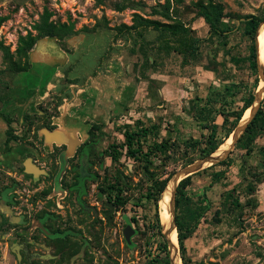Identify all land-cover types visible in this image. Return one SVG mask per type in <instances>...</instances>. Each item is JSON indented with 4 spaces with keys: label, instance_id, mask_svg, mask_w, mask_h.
I'll return each mask as SVG.
<instances>
[{
    "label": "rangeland",
    "instance_id": "obj_1",
    "mask_svg": "<svg viewBox=\"0 0 264 264\" xmlns=\"http://www.w3.org/2000/svg\"><path fill=\"white\" fill-rule=\"evenodd\" d=\"M164 2L106 0L98 4L97 0H0V42L11 54L9 57L0 49V100L8 94L17 73L7 70L11 61L20 66L30 65L29 54H20L18 48L23 45L22 38L37 36L36 25L48 10L49 22L55 26V36L59 38L57 42L70 57L60 74L67 71L71 77L80 76L76 72L84 66L88 68L90 79L94 73L107 75V79L116 77L119 83L110 79L109 84L120 89L123 83L126 86L125 82L130 81L127 94L125 87L122 97L114 99L117 106L111 110V122L106 130L107 146L109 143L121 145L124 142L121 132L125 128L134 132L145 128L148 134L139 137L141 149L143 152L152 150L145 158L124 153L117 161L105 163V168L100 170L103 184H113L114 188H109L112 198L119 194L125 203L116 207L112 223H108L102 219L107 208L104 199L92 197V201L100 203L97 225L82 234L84 239H79L77 234L49 239L40 233L35 226L49 214L55 216L48 222L51 231L78 233L77 207L71 198L63 208L61 199L57 205V200L49 197L40 210L39 193L34 194L38 182L28 180L19 184L21 192L16 193L19 206L15 211L19 213L16 216H23L22 221L9 223L23 224L21 229L29 233L32 242H27V233L18 235V229L12 231L10 238L3 232L6 229L2 230L0 264H164L165 254L159 246L162 236L157 229L152 198L156 187L152 184L157 177L163 179L203 159L206 155L202 150L214 122L218 124V139L223 140L222 143L230 137L231 134L225 138L230 125L223 124L224 117L243 106L257 75L250 68L251 38L244 33L246 25L238 20L248 14L263 17L264 0H173L172 15L189 23L195 36H201L198 34L202 24H197L195 19L199 3L213 2L222 6L224 21L237 28L226 36L215 35L202 42L200 56L189 55V64H184L182 55L176 52L168 56L155 52L159 33L152 27L138 26L119 32L117 26L134 24V14L171 22L153 14ZM122 5L125 8L120 10L118 6ZM204 25L207 29L203 37H207L209 26ZM64 27H72L73 35L86 36L80 47L67 43L66 39L73 35L63 33ZM81 51L86 55L79 61ZM96 55H101V63L95 62ZM84 81L88 82L86 78ZM261 107L264 109V99ZM227 159L230 160L228 165L216 163L194 173L192 183L184 190L188 197L183 200L179 213L191 206L197 207L199 214L198 220L191 224L193 235L185 241L190 264H264V128L257 132L250 151L237 143ZM220 171V177L215 176ZM17 181L18 177L0 168V189L14 182L18 184ZM125 215L135 217L138 222L132 246L123 235ZM15 240L27 244L30 251L51 254L53 258L36 257L30 262L22 248H18L20 256L15 251L18 247Z\"/></svg>",
    "mask_w": 264,
    "mask_h": 264
},
{
    "label": "flooded vegetation",
    "instance_id": "obj_2",
    "mask_svg": "<svg viewBox=\"0 0 264 264\" xmlns=\"http://www.w3.org/2000/svg\"><path fill=\"white\" fill-rule=\"evenodd\" d=\"M85 55L86 52H79L78 60H83ZM99 63H101V59ZM87 70L88 68L83 66V68H79L78 72H76L80 74V76L77 75L72 77L67 71H65L64 76L59 83L61 84L59 90L51 92L50 96L47 97L45 102L39 105L40 110L42 109L43 112L35 114L26 112L24 115L25 121L22 125L19 124V121H16V125H13V120L9 117H6L8 122L6 135H8L7 132L9 129H11L14 134H16V131L23 129L22 136L16 134L17 139H21L27 143L29 148L28 150H33L30 151V154L27 155L24 160H18L19 163L14 168L15 176L19 178V181H21H17L18 185H22V182L27 183L28 180L32 182L36 181L39 185L42 184L41 189H38L39 187H35L36 190L34 192V194L40 193L38 194L39 197H37L39 199L38 201H40V210L44 208L45 203H47L50 199L49 197L57 200V205L61 199L60 201L63 202V206L60 205V207L63 208L68 206H65V203H68L69 199L71 198L70 200H73L77 207L75 213V221L77 226L75 227H77L76 229L78 230L77 234H79V239H84L82 234H86L89 228H92V226L96 228L97 225L96 221L99 212V207L97 205L100 203L97 200L92 201V197H94V199L97 197L104 199L103 203L107 208L103 212L102 219L107 220L108 223H112L113 214L116 210V207L125 203L119 194L112 198L111 194L109 193V188L113 189V184L109 182L103 184L104 178L100 176V170L105 168V163L109 165L110 162L113 163L114 161H117L124 153H128L133 157L141 155L143 158H145L148 157L150 155V151H152L148 149L147 151L143 152L141 149L139 137L140 134L142 137H146L148 133H145V128L135 132L125 128L124 131L121 132L124 137V142L119 146L114 143H109V146H107L109 136L106 130L109 126L108 124L111 122L110 118L112 117V115L109 116V111L112 110L113 107L117 106L114 105L115 100H104L105 97H103V100L98 103V114L96 117L93 115V117H87L86 119L82 118L83 120L75 119L77 111L81 110L83 106L82 104L75 105V108L71 109V99L73 96L71 85H76L74 91H78L84 86H88L89 82L86 83L84 81L79 83V85L76 83L81 81ZM97 75L98 73H94L93 77H96ZM86 77V80H88V76ZM72 80H74V82H71ZM62 104H68L67 108L68 110H71L70 113L63 118L64 120H62V123H56L55 119L62 117V112L59 109L60 105ZM40 128H45L47 131H55V129H59V132L62 134L61 138L64 139V141L60 144L54 141L47 142L46 135H40ZM126 133H132L134 136V141L131 147L126 143ZM9 143L10 141L7 142L6 139V148H8ZM39 156L43 157V159H40ZM29 159H31L32 163L38 165L43 170L39 177H34L33 175L26 176V173L23 172V170H25V163ZM160 180L161 178L157 177L153 182L154 184L152 185L157 187ZM155 189L156 188H154L153 193L155 192ZM16 198L17 197L15 194L13 196L15 205L11 204L14 208L15 214L17 213L15 208L19 206V202ZM20 218L22 221V217ZM53 218H55V216L49 214L47 218L40 219L38 226L35 227H37L40 233L49 237L41 230V225L51 231L48 226V222ZM125 220V227L130 224L135 230V233L133 234L135 235L137 233L136 223H138L136 218L125 215ZM12 229V226H10L9 230L3 231L5 234H8L7 238H10L9 232H11ZM66 231L69 232V230ZM52 232H56V230L53 229ZM69 234L72 233H67L65 237H67ZM49 239L52 238L49 237ZM27 242L29 243L30 241L27 239ZM41 244L43 243H39V246H41ZM22 250L27 254L28 260H30V262H33L36 257L41 258V255H45L35 251H30L27 244L25 243Z\"/></svg>",
    "mask_w": 264,
    "mask_h": 264
},
{
    "label": "trees",
    "instance_id": "obj_3",
    "mask_svg": "<svg viewBox=\"0 0 264 264\" xmlns=\"http://www.w3.org/2000/svg\"><path fill=\"white\" fill-rule=\"evenodd\" d=\"M106 0H97L98 4H103ZM198 11L195 15V19L198 17H203L206 24L209 26L208 35L209 37L200 38L192 34V29L189 27V23L184 22L183 20L177 19L175 16L172 15L173 7V0H165L164 3H160L159 6L161 9L153 11V14L160 15L164 17L166 20L171 22H163L158 19H153L149 17H142L139 14H134L135 22L131 26L122 24L117 26L119 32H122L124 29H134L138 26L150 27L152 26L155 30L159 31V36L157 40H160V45L158 50L164 54H170L171 52H176L182 55L183 63L189 64V55L200 56V44L204 41H208L212 39L215 35L216 36H226L233 31H236V26H230L228 22L224 21L226 17L223 12V7L213 2H210L207 5L203 3H199ZM120 10L125 8V5L118 6ZM50 13L48 10L45 11L43 16L41 17V21L39 24L36 25V29L38 30L37 36L28 35L26 38H22L23 45L18 48V52L23 55H27L28 51L31 50L38 38L44 36H55L56 29L55 26L49 22ZM264 20L263 17H259L255 14H248L245 15L243 20L239 19L241 23L246 25L244 33L251 38V45H250V68L256 72V79L253 86V90L250 91L249 95L245 98L243 106L238 110H233L230 112L229 115L224 117L223 124L227 125L229 123L230 127L227 128L226 136L227 138L235 129L237 124L239 123L240 119L242 118L245 110L252 104L254 97H255V90L258 86V70H257V61H256V47H255V32L260 23V21ZM0 20V25H1ZM63 33L73 35L74 30L72 27H64ZM0 49L11 57L10 50L7 46L3 45L0 42ZM29 63L24 66H20L15 62L11 61V65L7 68V70L12 72H19L23 70H27ZM3 96H1L2 99ZM230 117H233V120H229ZM10 121V120H9ZM218 124L215 122L210 125V133L206 139V145L203 148L204 155H209L212 153L222 142L223 140L218 139ZM264 128V109L262 107L259 108L256 115L252 119V121L248 124L246 132L243 136L238 140V145L247 151L252 149V144L257 136V132ZM147 133V130H144ZM7 135V142L11 140H16L17 136L14 132L9 129ZM127 135V144L131 147L134 141V136L132 133H126ZM223 144V143H222ZM230 161V160H229ZM227 160L220 161L219 164H230ZM263 166V173H264V160L262 163ZM222 171L217 172L215 176L220 177ZM173 173H170L165 178L159 181L152 198L155 202L156 206V223L157 229L159 234L162 236V240L159 244L160 250L164 252V264H171L170 257H169V249L168 243L162 233V224L160 219V210H159V199L161 193L171 177ZM192 175H189L183 178L177 188H176V198H175V206H176V225L178 229V243H179V250L182 258L183 264H190L191 259L187 257V247H186V240L193 235L194 227L191 225L192 223L198 220V208L188 206L187 210H182V213H179V209L182 206L183 200L187 199V195L185 194L184 190L192 183ZM236 205H239L237 201H235ZM183 208V207H182ZM186 213L185 215L183 214ZM197 264H202V262H198Z\"/></svg>",
    "mask_w": 264,
    "mask_h": 264
},
{
    "label": "crops",
    "instance_id": "obj_4",
    "mask_svg": "<svg viewBox=\"0 0 264 264\" xmlns=\"http://www.w3.org/2000/svg\"><path fill=\"white\" fill-rule=\"evenodd\" d=\"M196 22H198L197 24H202L200 25L201 29L199 30V34H198L201 36H197V37L204 38L203 35L207 28L206 25L203 26V23L206 24V22L203 17H198L196 19ZM152 29L154 28L152 27ZM155 31L159 33L158 30ZM78 35L79 37L77 38V40L74 41L73 45L71 44L69 45L75 48L81 46L80 44L84 40H86V36L84 34H78ZM157 37L158 36H156V38ZM207 37H209V35ZM148 42L151 43V40ZM155 43H157L155 52L161 55H166L158 50V47L161 43L160 40H155ZM46 55L47 52L45 54H43L42 52V56L40 58H44ZM168 55L169 54H167V56ZM100 56L96 55L95 62L99 61ZM69 61H70V57L67 54L66 60L61 64H57L55 68H53L54 66L50 62H49L50 65L47 62H42L41 67L39 66L36 70V73L33 75L34 77H36L35 79L32 78L33 76L30 71L32 70V64L28 66L27 70L19 71L14 75L15 77H13L10 83V89L8 94L6 96H3L2 99L0 100V168L1 169L6 170L8 173H11L12 175L15 176L14 168L16 165H18L19 163L18 160H24L27 157V155L30 154V151H33V150H28L29 149L28 144L22 141L21 139L11 140L8 145V148H6V144H5L7 139L6 131L8 128V122L6 117H9L13 120V125H16L17 123L16 121H19V124L22 125L23 122L25 121L24 115L26 112H30L31 114L41 113L42 111L40 110L39 105L45 102L47 97L50 96L51 92H55L59 90V88L61 87V84L59 83L64 76V73L60 74L62 71L61 68L67 66L69 64ZM86 76H89L88 71L85 72V75L83 76L80 82H83L85 78H87ZM88 78H89L88 79L89 85L86 87L84 86L82 89H79L78 91H74V88L71 85L72 94H73L71 99L72 101L71 109L75 108V105L82 104L83 106L82 109L78 110L76 113L77 115L75 116L76 117L75 119L77 120H83L86 119L87 117H93V115L96 117V115L98 114V103L103 100V97H105L104 100L114 101V99L116 98L118 99L122 97V92L124 90L123 88L126 87L128 89V90L126 89L125 91V93L127 94V92L131 87L129 80L125 82L126 86L123 83L122 86L123 88L121 89L118 88L119 86L117 87L113 83L109 84L110 79L111 82H115V81L117 82L118 79L116 77H108L107 79V75L106 76L97 75L96 77H92L91 79L90 77ZM67 105L66 104L60 105L59 109L62 112L61 115L62 117H60L59 119L56 118L55 119L56 123H62V120H64L63 118L70 113L71 109L68 110ZM110 115H111V110L109 111V116ZM16 134L22 136L23 129L16 131ZM40 135L41 136L46 135L47 142L54 141L60 144L61 142L64 141V139L61 138L62 134L59 132V129H55V131H49V130L47 131L45 128H40ZM39 157L40 159H43V157L41 156ZM23 172L26 173V176L31 175L28 174L25 170H23ZM17 186L18 184L14 182L13 185L4 186V188L0 189L1 190L0 191V232H2V230L4 229L9 230L6 227H9L11 225L10 223H13L12 220L14 216L19 215L18 212L15 214L14 208L12 206L15 205L13 196L16 193L21 192L20 188ZM41 187L42 184L39 185L38 189H41ZM4 194H6V196ZM11 226H13L12 227L13 229L11 230V232H9V234H12V231H14L15 229H18L17 234L20 236H23L25 235V233H27L24 232L23 229H21L23 227V224L16 223ZM28 234L29 233L25 235L26 239L32 242ZM16 242L17 244L15 245L19 246V248L24 247V244L22 243L19 244V242L15 240V243ZM50 255L51 254H47V258H53L50 257Z\"/></svg>",
    "mask_w": 264,
    "mask_h": 264
},
{
    "label": "water",
    "instance_id": "obj_5",
    "mask_svg": "<svg viewBox=\"0 0 264 264\" xmlns=\"http://www.w3.org/2000/svg\"><path fill=\"white\" fill-rule=\"evenodd\" d=\"M263 22H264V20L260 21V23H259V25H258V27L256 29V32H255L256 61H257V70H258L259 81H258V86H257V88L255 90L254 100H253L252 104L248 107V108L252 109V113L250 115V118L242 126V128L239 129L240 131L236 133V135L234 137V140H233V142L231 144V147L224 154L217 155V156L214 155V152L217 150V149H215L212 153H210L209 155H206L203 159H201V160H199L197 162H194V163H190V164L186 165L182 170L173 173L171 175V177L169 178V180L167 181V183H166V185H165V187H164V189H163V191L161 193V196H160V199H159L160 219H161V213H163V212H168L169 213L171 211L173 213V222H174V225H175L176 229H177V225H176V220H175V215H176L175 198H176V188H177L179 182L183 178H185V177H187L189 175H192V174H194V173H196V172H198V171H200L202 169H205V168H207V167H209L211 165H214L216 163H219L220 161L225 160L229 156L231 150L237 144L238 140L244 134L245 130L248 127V124L252 121V119L256 115L257 111L261 107V103H262V101L264 99V94L262 95L261 98H258L259 97V94H258L259 91L258 90H259V82L261 80H263V82H264V60H263L264 50L262 48V45H261L262 43H261V40L259 38V31H260V28H261V25H262ZM78 37H79V35H73V36H70L69 38H67L66 40H67L68 44L73 45L74 41L77 40ZM58 39L59 38L57 36H44V37H41V38H39L37 40V42L33 46V48L31 50H29L28 54H29V62H30V64H32V70H30L32 76L36 73L37 68L39 66L41 67L42 62H47L49 65H50V63H52V65L54 66L53 68H55V66H57V64H61V63H63L66 60V56H67L68 53L66 51H64L61 48V46L58 44V42H57ZM42 52H43V54H45L47 52V55L44 58H40L42 56ZM38 58H40V59H38ZM263 93H264V89H263ZM243 116H242V118H243ZM242 118L240 119L239 123L237 124V126L235 127L233 132L234 131L236 132V130L239 128ZM25 171L28 174L33 175L34 177H39L41 172H43V170L38 165H36V164L31 162V159H29L25 163ZM38 172H40V173H38ZM175 176H178L179 179L177 180V183L175 185L174 195L172 197V200L171 201L169 200L168 202H166L165 207L161 208L160 202L164 198V193L167 190L171 179L174 178ZM171 205H172V207H171ZM17 217L18 216H14L12 221L14 222ZM161 224H162V233H163V235H164V237H165V239H166V241L168 243L170 263L171 264H175L172 261V258H171L172 242L168 238L172 234V231H173V227H172V225L170 223L169 217L166 216L165 219H164V222L161 219ZM41 230L46 235H48L51 238L65 237L67 235V233L77 234V233H75L73 231H69V232H67V231H65V232H52V231L48 230L47 228H45L42 225H41ZM177 232H178V229H177ZM134 233H135V230L132 228V226L130 224H128L125 227V229H124V237H125L126 242L129 245H131V246L133 245L131 237H132V235ZM77 235H79V234H77ZM41 246L43 248L48 249V246H46L45 244H41ZM17 248H19V246ZM17 248L15 249V251L20 256L21 254L19 253V249H17ZM40 257L41 258H47V256H45V255H41ZM50 257H53V256L50 255Z\"/></svg>",
    "mask_w": 264,
    "mask_h": 264
},
{
    "label": "bare ground",
    "instance_id": "obj_6",
    "mask_svg": "<svg viewBox=\"0 0 264 264\" xmlns=\"http://www.w3.org/2000/svg\"><path fill=\"white\" fill-rule=\"evenodd\" d=\"M259 38L261 40V45H262V48L264 50V22L262 23L261 25V28H260V31H259ZM263 60H264V53H263ZM263 89H264V82L263 80H261L259 82V97L258 98H261L262 95L264 94L263 93ZM245 114H243V118L240 122V126L239 128L236 130V132L234 131L230 137L223 143L221 144L220 146H218L216 149V151L214 152V155H222L224 154L230 147H231V144L234 140V137L236 135L237 132H239L240 128H242V126L247 122V120L250 118V115L252 113V109L251 108H247V110H245L244 112ZM64 132V131H63ZM90 147V146H89ZM40 173V172H38ZM179 179L178 176H175L174 178L171 179L170 183H169V186L167 188V190L165 191L164 193V198L163 200L160 202V205H161V208L165 207L166 205V202H168L169 200L171 201L172 200V197L174 195V189H175V185L177 183V180ZM8 192V191H7ZM6 196V194H4ZM172 207V205H171ZM168 216L169 219H170V223L173 227V231H172V234L168 237L171 242H172V248H171V258H172V261L175 263V264H183L182 263V258H181V254H180V250H179V244H178V235H177V229L174 225V222H173V213L170 211L169 213L168 212H163L161 213V219L162 221L164 222V219L165 217ZM16 221L17 222H20L21 221V218L20 217H17L16 218Z\"/></svg>",
    "mask_w": 264,
    "mask_h": 264
}]
</instances>
